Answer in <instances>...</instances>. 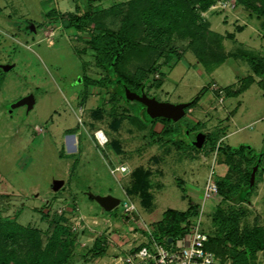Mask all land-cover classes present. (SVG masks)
<instances>
[{
    "label": "rangeland",
    "instance_id": "1",
    "mask_svg": "<svg viewBox=\"0 0 264 264\" xmlns=\"http://www.w3.org/2000/svg\"><path fill=\"white\" fill-rule=\"evenodd\" d=\"M175 1L183 4L181 13L157 23L145 15L147 0H0V220L16 218L43 235L35 249L24 235L6 239L10 258L42 254L60 217L70 229L62 239L73 243L67 264H125L136 235L154 229L168 208L197 205L200 229L217 237L226 230L212 224L221 207L231 216L248 210L239 231L264 228V89L257 83L264 76L254 77L247 59L264 63L262 17L237 0ZM86 12L89 20L76 32L72 22ZM122 29L138 44L119 69L142 73L137 89L122 82L113 63L97 66L88 45L92 34ZM211 50L224 60L210 62ZM249 76L255 81L235 93ZM29 94L31 108L12 107ZM132 96L186 103L184 115L176 122L151 117ZM106 126L108 141L100 144L94 133ZM258 156L253 184L245 187L236 169L250 175ZM118 164L147 173L148 204L135 192L133 174L114 172ZM225 177L240 189L223 198L217 183ZM210 183L216 190L205 189ZM88 194L120 203L105 211ZM97 237L106 253L92 259ZM216 260L233 264L229 255ZM248 263L264 264V257L258 252Z\"/></svg>",
    "mask_w": 264,
    "mask_h": 264
},
{
    "label": "trees",
    "instance_id": "2",
    "mask_svg": "<svg viewBox=\"0 0 264 264\" xmlns=\"http://www.w3.org/2000/svg\"><path fill=\"white\" fill-rule=\"evenodd\" d=\"M254 1H261L260 6L255 5ZM238 4L243 5L244 7L250 8L254 11L259 17H262L261 29L264 30V0H237ZM146 13L145 15H152L157 19H149L154 22H163L167 20L172 23L174 21V15H179L182 11L183 4L175 0H147L146 2ZM262 4V6H261ZM256 6V7H255ZM89 20V13L86 12L80 18H75L72 22L76 32L82 31L83 23L85 24ZM169 23V24H170ZM137 42L132 38L128 37L125 29L118 30L117 32H97L92 34L88 45L94 51V63L97 66H106L113 63V71L121 78L122 82L131 89H137L140 86L143 75L132 76L127 75L119 69L120 63L123 61L126 53L137 47ZM208 57L210 62L219 63L224 60L225 54L218 53L214 51L208 52ZM243 56L245 54L242 52ZM117 55V56H116ZM198 60L206 65L204 61L198 54L195 55ZM252 67V72L256 76L264 75V63L255 61L254 58H247ZM245 83L243 86H240L235 93L245 89L251 82L253 78L251 76L243 80ZM86 82L92 83L93 85L97 84L96 81L86 80ZM262 88H264V83H262ZM194 101V100H193ZM192 101V102H193ZM191 102V103H192ZM130 122L136 126L143 128V123L135 117H129ZM163 122L165 119H162ZM167 121V120H166ZM238 150H245L243 146H240ZM232 152H235L232 150ZM246 154H250V151L245 150ZM253 159V156L249 157ZM254 161V160H253ZM236 172L241 175L243 184L245 187H248L249 184V171L241 172V169H236ZM140 171L135 170L132 174L135 176L136 180L139 182L138 187L135 188V192L141 198L143 203L148 204L147 199L149 195L147 193L148 184H147V173L139 175ZM227 178H223L217 183V191L221 197H230L238 192L240 189L237 185L228 184ZM138 191V192H137ZM146 198V199H143ZM147 201V202H146ZM196 206L190 204L184 211H176L173 209L164 210L159 219L156 222V226L153 230V234L157 239L168 238L176 239L180 237L184 231L185 226L188 224V221L192 217L198 215L196 211ZM235 210V209H234ZM232 211V210H231ZM233 215H225L224 208H216L214 212V218L212 219V224L216 227L220 223L223 224L226 230L223 233V236L217 237L211 235L207 232H204L207 235V241L205 243V249L214 254L216 258L229 255L233 260V264H249V260H254L258 252L261 253L264 257V228L259 225H255L249 229L238 230V224L244 220L248 215V210L245 208L244 211L233 212ZM61 222H59V221ZM55 223L52 224L51 233L47 238L46 243L44 244L45 250L42 254H29L27 257L23 256L22 259H12L10 255H6V250L3 247L6 239L14 240V235H24L26 240L31 243L32 248H40L42 244V234L37 227L32 226H23L14 219H3L0 220V264H67L71 245L73 244L71 240H64L62 237L70 233V229L62 224L61 217ZM211 220V219H210ZM6 247V246H5ZM53 248H59V251L55 252ZM106 245L103 242V239L97 237L94 239L89 253L92 259H97L105 254ZM4 252V253H3ZM50 254L48 258H44V254Z\"/></svg>",
    "mask_w": 264,
    "mask_h": 264
},
{
    "label": "built area",
    "instance_id": "3",
    "mask_svg": "<svg viewBox=\"0 0 264 264\" xmlns=\"http://www.w3.org/2000/svg\"><path fill=\"white\" fill-rule=\"evenodd\" d=\"M98 143L104 144L106 138L101 131L94 133ZM102 139V141H100ZM123 170V168H119ZM115 170H117L115 168ZM215 189L214 184H208L205 189ZM134 207L128 204L124 207L126 217ZM194 218V219H192ZM185 226L184 233L176 239H157L152 227L143 228V242L131 248L125 258V264H218L216 257L205 249L207 235L200 229L198 219L192 217ZM133 220L132 217H129ZM133 229V228H131Z\"/></svg>",
    "mask_w": 264,
    "mask_h": 264
},
{
    "label": "water",
    "instance_id": "4",
    "mask_svg": "<svg viewBox=\"0 0 264 264\" xmlns=\"http://www.w3.org/2000/svg\"><path fill=\"white\" fill-rule=\"evenodd\" d=\"M5 68L9 69L11 68V66ZM131 99L137 100L138 102L142 103L147 108V111H149L151 117L160 116L166 119H170L173 122L178 121L184 115V107L186 106V103L170 104L166 102L151 100L147 97L136 98L132 96ZM34 103L35 100L33 95L29 94L26 95L25 97L20 98L15 103H13L12 107L26 105L28 108H31L34 105ZM259 160L260 159L258 156L257 162L253 166V169L249 175L248 187H251L253 184V180H254L253 170H255L254 168H256ZM88 196L91 197L105 211L111 210L119 204V199L111 195L99 196V195L88 194Z\"/></svg>",
    "mask_w": 264,
    "mask_h": 264
},
{
    "label": "crops",
    "instance_id": "5",
    "mask_svg": "<svg viewBox=\"0 0 264 264\" xmlns=\"http://www.w3.org/2000/svg\"><path fill=\"white\" fill-rule=\"evenodd\" d=\"M262 76H264V75H262ZM254 77H261V76H256V75H254ZM254 77L252 76V78H253V82L255 81V79H254ZM253 82H251L246 88H248ZM259 85H260V87L262 88V83H264V82H262V81H260V80H258V82H257ZM245 88V89H246ZM245 89H243V90H245ZM262 89H264V88H262ZM242 91V90H241ZM240 92V91H239ZM239 92H237V93H239ZM133 125V124H132ZM110 128V127H109ZM103 129H108V126H106V127H102L101 129H100V131L103 133V135L105 136V138H107L106 137V135L104 134L105 132H104V130ZM137 130H139L138 128H137ZM93 133H94V130L92 131V135H93ZM107 141H108V138H107ZM242 146V145H241ZM248 149H250V148H248ZM261 161H262V159H260ZM118 165H120V166H118V167H124L125 169H123V170H120V169H118V170H114V172L115 171H119V172H129V174H132L134 171H133V169L132 170H130V171H126V168H128L125 164H118ZM117 167V166H116ZM128 170V169H127ZM110 171H111V169H110ZM139 197V196H138ZM139 199H140V197H139ZM119 203H120V200H119ZM132 205H133V203H132ZM133 207H134V205H133ZM134 240V239H133ZM135 240L138 242L137 244H135L134 245V247L135 246H137V245H139L140 243H142L143 242V240H144V238H143V232L140 234V235H136V237H135ZM133 248V247H132ZM130 250V248L129 249H126V251L128 252ZM105 253H106V251H105ZM105 255V254H104ZM112 258H113V260L115 259V258H117L115 255H113L112 256Z\"/></svg>",
    "mask_w": 264,
    "mask_h": 264
},
{
    "label": "flooded vegetation",
    "instance_id": "6",
    "mask_svg": "<svg viewBox=\"0 0 264 264\" xmlns=\"http://www.w3.org/2000/svg\"><path fill=\"white\" fill-rule=\"evenodd\" d=\"M106 142H107V138H106ZM106 142H105V143H106ZM105 143H104V144H105Z\"/></svg>",
    "mask_w": 264,
    "mask_h": 264
},
{
    "label": "bare ground",
    "instance_id": "7",
    "mask_svg": "<svg viewBox=\"0 0 264 264\" xmlns=\"http://www.w3.org/2000/svg\"><path fill=\"white\" fill-rule=\"evenodd\" d=\"M100 141H102V139Z\"/></svg>",
    "mask_w": 264,
    "mask_h": 264
}]
</instances>
